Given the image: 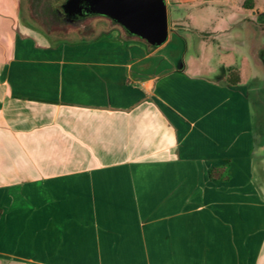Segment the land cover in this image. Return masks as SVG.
<instances>
[{
	"label": "crops",
	"instance_id": "0c3cea01",
	"mask_svg": "<svg viewBox=\"0 0 264 264\" xmlns=\"http://www.w3.org/2000/svg\"><path fill=\"white\" fill-rule=\"evenodd\" d=\"M211 1L153 45L63 34L75 0H0V264H264V96L231 56L254 68L264 5Z\"/></svg>",
	"mask_w": 264,
	"mask_h": 264
},
{
	"label": "rangeland",
	"instance_id": "374dc122",
	"mask_svg": "<svg viewBox=\"0 0 264 264\" xmlns=\"http://www.w3.org/2000/svg\"><path fill=\"white\" fill-rule=\"evenodd\" d=\"M243 1V0H242ZM254 3L257 5H264V0H253ZM203 0H193L191 2H181V1H173V2H168L167 3V18L172 19L173 17L177 18V23L180 25H185V16L187 12V9L193 5L197 6L196 9H191L192 12H196L197 10L201 9H209L214 7L213 2H208L207 4H201ZM200 4V5H199ZM80 20V21H79ZM79 20H76L77 23H81L80 25H75V23H62L59 21L56 24H53L54 26H58L60 29H63V34L67 33L68 28H71L73 26H76V28H79L76 30L79 34H88L92 33L96 30L106 28L108 26L114 25V26H119L120 24L116 23L114 20L109 19L108 17L101 16V15H91L90 17H80ZM62 31V30H60ZM59 32V31H58ZM57 32V33H58ZM181 32L185 33L188 38V54L187 56L191 55L194 53L195 57V51L192 52L194 49L197 50L198 52L201 53V57L204 59V61L207 62V64L214 66V62L217 60H221L223 58H227L226 53L228 46H229V40L227 39V34L216 31V32H206L207 34H210L212 37H214V40L219 41L221 43V46L223 49L220 48H215V51L209 49L206 45L207 42L208 44H213L212 40L209 41H204L201 39H195L190 37L184 29L181 30ZM62 34V32H59ZM232 61H236L240 63L242 67V72H243V79L248 81V82H253L254 85H257V88L260 91V94L264 96V52L259 46L255 50V65L253 68L252 62L249 60H246V54L243 52H235L231 55ZM248 59V58H247ZM204 73H210L205 69L201 70ZM261 95L259 97L261 98ZM262 109L264 110V102H262ZM255 117H256V112L254 111Z\"/></svg>",
	"mask_w": 264,
	"mask_h": 264
},
{
	"label": "water",
	"instance_id": "95a60500",
	"mask_svg": "<svg viewBox=\"0 0 264 264\" xmlns=\"http://www.w3.org/2000/svg\"><path fill=\"white\" fill-rule=\"evenodd\" d=\"M85 13L101 15L114 20L130 34L156 45L168 34L166 0H75ZM68 4V3H66ZM264 22V9L258 11Z\"/></svg>",
	"mask_w": 264,
	"mask_h": 264
},
{
	"label": "flooded vegetation",
	"instance_id": "af4514ba",
	"mask_svg": "<svg viewBox=\"0 0 264 264\" xmlns=\"http://www.w3.org/2000/svg\"><path fill=\"white\" fill-rule=\"evenodd\" d=\"M92 14L91 13H85L83 8L79 7L78 4H66L64 2V9L62 10L61 13H58L55 17L58 19V21H61L63 24L65 23H75L76 20H79L80 17H90ZM80 21V20H79ZM263 50L264 52V46L259 47Z\"/></svg>",
	"mask_w": 264,
	"mask_h": 264
},
{
	"label": "trees",
	"instance_id": "16d2710c",
	"mask_svg": "<svg viewBox=\"0 0 264 264\" xmlns=\"http://www.w3.org/2000/svg\"><path fill=\"white\" fill-rule=\"evenodd\" d=\"M51 18V17H50ZM222 73L225 76L226 81L229 83H236L240 80L239 69L234 65H227L222 68ZM210 175H216L217 177L227 178L228 174L223 173L221 168L213 167L210 169Z\"/></svg>",
	"mask_w": 264,
	"mask_h": 264
}]
</instances>
